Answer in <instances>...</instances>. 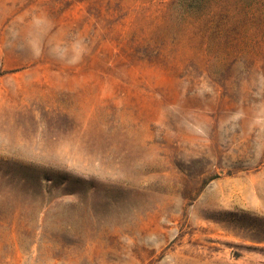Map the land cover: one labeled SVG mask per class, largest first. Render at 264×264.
I'll list each match as a JSON object with an SVG mask.
<instances>
[{"label": "rangeland", "instance_id": "obj_1", "mask_svg": "<svg viewBox=\"0 0 264 264\" xmlns=\"http://www.w3.org/2000/svg\"><path fill=\"white\" fill-rule=\"evenodd\" d=\"M260 7L0 0V264H264Z\"/></svg>", "mask_w": 264, "mask_h": 264}, {"label": "trees", "instance_id": "obj_2", "mask_svg": "<svg viewBox=\"0 0 264 264\" xmlns=\"http://www.w3.org/2000/svg\"><path fill=\"white\" fill-rule=\"evenodd\" d=\"M211 4V2L209 3V5ZM187 7L184 8H188L189 5H186ZM245 19H247V21L252 23V27L254 30L256 31H262L263 36L262 39L264 38V7H260L248 14L245 15ZM243 23V20L241 19H237L235 18V23L234 26L236 27V31L241 30V24ZM237 40L239 41L241 39V33L238 32L237 35ZM237 52V51H236ZM50 179V180H49ZM57 178L56 177H48L47 175H35V177L33 178V182L35 183V185H37V187H43L44 183H46L47 181H52L51 183H57Z\"/></svg>", "mask_w": 264, "mask_h": 264}]
</instances>
